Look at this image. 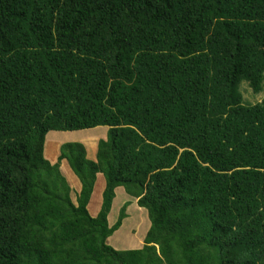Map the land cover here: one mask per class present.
<instances>
[{
	"label": "trees",
	"instance_id": "obj_1",
	"mask_svg": "<svg viewBox=\"0 0 264 264\" xmlns=\"http://www.w3.org/2000/svg\"><path fill=\"white\" fill-rule=\"evenodd\" d=\"M242 82L263 90L264 0H0V264H264V102ZM100 126L97 160L45 158L50 132ZM120 187L141 249L109 244Z\"/></svg>",
	"mask_w": 264,
	"mask_h": 264
},
{
	"label": "rangeland",
	"instance_id": "obj_2",
	"mask_svg": "<svg viewBox=\"0 0 264 264\" xmlns=\"http://www.w3.org/2000/svg\"><path fill=\"white\" fill-rule=\"evenodd\" d=\"M240 91L243 95L244 102L247 105L264 102V84H263L262 92L256 94L253 92V90L250 88L247 82H242L240 85ZM108 132H109V128L106 126H100L94 129H86V130L74 131V132H50L46 137V140L49 138V142L48 144L45 143V150H44L45 158L49 160L51 157H53L56 154L58 148L57 146L58 141L60 142L62 141L63 142L62 144L74 143V142L82 143L86 146L87 151L91 155L94 153L93 151L97 150L98 142H90L87 140V138L94 136L95 138L90 140H96V137H98L99 140L106 139L108 136ZM52 133H56L58 135ZM59 151L60 148L58 149L57 154H59ZM68 169L71 168L67 163L66 168L64 170H61V172L68 181V183L72 186L73 188L72 198L76 200L75 197H76L77 186L74 185V183H70V181L71 182L74 181H72V179L67 175ZM105 186H106V179L105 176L102 174L98 182L95 198L93 201V205L91 207L92 211L95 210L96 208L95 206H97V203L103 197L104 191L102 192V188H104ZM116 199H117L116 206L112 210V213H110L111 214V218L109 222L110 225L113 226L118 221L122 207L126 203L130 202L126 211L128 217L124 220L121 229L117 231L112 237L109 238V244L114 249L119 251L140 249L141 247L140 244L141 242L144 243V239L151 226L148 211L145 208L139 207L137 202H135L133 198H131L126 194L124 188L120 190Z\"/></svg>",
	"mask_w": 264,
	"mask_h": 264
},
{
	"label": "crops",
	"instance_id": "obj_3",
	"mask_svg": "<svg viewBox=\"0 0 264 264\" xmlns=\"http://www.w3.org/2000/svg\"><path fill=\"white\" fill-rule=\"evenodd\" d=\"M52 134H55V135H58V134H56V133H52ZM93 138H95L94 136H91L90 138H87V140L88 141H90V142H98L99 143V139H98V137H96V140H90V139H93ZM49 139V138H48ZM48 139L46 140V144L48 143ZM107 139V138H106ZM102 140V139H101ZM56 142V141H55ZM63 142L61 141H58V144H57V146H58V148H57V152H56V154L53 156V157H51L49 160H50V162L52 163V164H55V163H57V161H58V157H59V155H60V151H59V154H57L58 153V149L63 145L62 144ZM60 145V146H59ZM97 151H98V145H97V150H95V151H93L94 153L93 154H89V152H88V158L89 159H91V160H97ZM48 160V159H47ZM68 162H67V160H63L62 161V163H61V170H64L65 168H66V164H67ZM71 168V167H70ZM72 169H68V171H67V175L72 179V181H74V182H71L70 181V183H74V185H76L77 186V190H76V197H75V199L77 198V194L81 191V189H82V184H81V182H80V180L78 179V177L74 174V172H72L71 171ZM101 175L102 174H98L97 175V181H96V184H95V188H94V192H93V195H92V198H91V200H90V203H89V205H88V210H89V213H90V215L93 217V218H96V217H98V215H99V213H100V211H101V208H102V203H103V197L101 198V200L97 203V206H95L96 208H95V210H91V207H92V205H93V201H94V198H95V194H96V189H97V185H98V182H99V180H100V178H101ZM79 180V181H78ZM71 186V185H70ZM106 187V186H105ZM105 187L104 188H102V192L103 191H105ZM71 188H72V186H71ZM122 188H117L116 189V197H117V195L119 194V192H120V190H121ZM72 190H73V188H72ZM104 193V192H103ZM129 196V195H128ZM132 198V197H131ZM134 200H135V202H137V199H135V198H133ZM74 201H76V200H74ZM132 202V201H131ZM116 203H117V199L115 198V200H114V202H113V205H112V210L115 208V206H116ZM129 204H130V202H129ZM112 210H111V213H112ZM110 218H111V214L109 215V218H108V220H109V222H110ZM109 225H110V223H109ZM110 226H112V225H110ZM142 245L144 246V243H142L141 242V244H140V249L141 248H143L142 247ZM134 247V246H133Z\"/></svg>",
	"mask_w": 264,
	"mask_h": 264
}]
</instances>
